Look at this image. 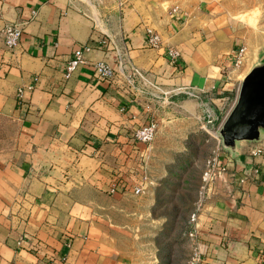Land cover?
<instances>
[{"label": "crops", "instance_id": "1", "mask_svg": "<svg viewBox=\"0 0 264 264\" xmlns=\"http://www.w3.org/2000/svg\"><path fill=\"white\" fill-rule=\"evenodd\" d=\"M226 1L0 0V264H128L126 195L139 178L153 183L162 152H185L191 133L206 131L188 92L224 116L254 64L233 67L237 9ZM9 22L23 28L14 49L2 34ZM149 30L160 45H149ZM113 37L141 72L140 90L97 79L94 62L118 68ZM83 44L87 62L66 78ZM153 120L148 146L134 133ZM238 149L243 160L221 151L226 170L199 211L205 264H264V141ZM117 179L129 187L112 192Z\"/></svg>", "mask_w": 264, "mask_h": 264}, {"label": "rangeland", "instance_id": "2", "mask_svg": "<svg viewBox=\"0 0 264 264\" xmlns=\"http://www.w3.org/2000/svg\"><path fill=\"white\" fill-rule=\"evenodd\" d=\"M226 3L237 9L231 13L236 24L233 54L245 47L244 62L253 63L264 53V0ZM233 67L237 66L233 63ZM196 132L189 137L187 151L161 153L159 163L153 166V183L142 194L126 195L122 221L128 264H186L191 253L190 217L199 202L205 162L215 149V140L207 131Z\"/></svg>", "mask_w": 264, "mask_h": 264}, {"label": "built area", "instance_id": "3", "mask_svg": "<svg viewBox=\"0 0 264 264\" xmlns=\"http://www.w3.org/2000/svg\"><path fill=\"white\" fill-rule=\"evenodd\" d=\"M177 9V8H176ZM179 16H181V11L178 12ZM2 34L4 37L5 45L9 49H14L21 42V37L23 35V28L16 22L7 23L2 29ZM113 45L117 50V62L118 68H114L111 64L105 61H96L93 63V68L95 71V75L99 81H107V82H115L116 80L126 84L131 90H140L138 86V77L142 74L135 67L130 65L127 61V53L128 48L123 40L121 45L118 44V38L111 39ZM148 43L150 46H158L160 45V37L159 34L153 30H149L148 34ZM92 50V46L89 44L79 45L73 52L72 58L67 62L65 67V77L69 78L77 68L87 62L86 52ZM245 47H240L239 50L233 54V63L235 66H240L245 58ZM169 56L173 62H178L182 56V53L177 48L169 49ZM32 88L33 86H29ZM190 96L195 97L200 100L204 111L205 118L208 120V124L204 126L205 130L209 133V135L216 141L217 145L213 151L212 156H210L206 162L205 167L202 172L201 177V187L199 191V202L197 204V208L192 213L190 217V229L188 233V237L191 242V253L189 258L186 261V264H205L206 258L204 256V252L201 249V243L199 240V231L197 228V220L199 218V211L203 207L204 203L208 199L212 186L219 176L221 171L226 170V166L222 164L221 160V151H223L221 139L218 136V129L223 124L224 120L230 113L231 109L236 103L237 98L230 104V107L226 111L224 116H217L209 103L208 99H205L201 93L197 91L188 92ZM18 98L20 102L24 103L26 98L25 89L20 87L18 89ZM165 103H171V101L167 98L163 99ZM158 133V123L153 120L148 124L142 125L136 128L134 137L137 141L146 144L152 145L155 141ZM263 150L261 147H257L253 149V154L261 153ZM144 179L140 178L139 183L135 186L132 185L131 189L134 193L139 194L144 190ZM128 183L125 181L118 180L112 185L111 191L116 192L119 190L127 189ZM264 258V257H263Z\"/></svg>", "mask_w": 264, "mask_h": 264}, {"label": "water", "instance_id": "4", "mask_svg": "<svg viewBox=\"0 0 264 264\" xmlns=\"http://www.w3.org/2000/svg\"><path fill=\"white\" fill-rule=\"evenodd\" d=\"M217 134L223 150L242 160L245 155L238 149L241 142L264 141V53L242 79L236 103Z\"/></svg>", "mask_w": 264, "mask_h": 264}, {"label": "trees", "instance_id": "5", "mask_svg": "<svg viewBox=\"0 0 264 264\" xmlns=\"http://www.w3.org/2000/svg\"><path fill=\"white\" fill-rule=\"evenodd\" d=\"M264 257V256H263Z\"/></svg>", "mask_w": 264, "mask_h": 264}]
</instances>
